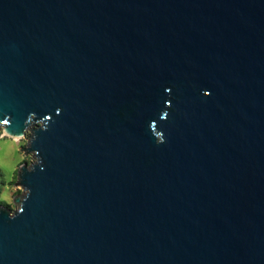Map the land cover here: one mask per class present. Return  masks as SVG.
I'll return each mask as SVG.
<instances>
[{
	"label": "water",
	"instance_id": "95a60500",
	"mask_svg": "<svg viewBox=\"0 0 264 264\" xmlns=\"http://www.w3.org/2000/svg\"><path fill=\"white\" fill-rule=\"evenodd\" d=\"M0 128V264H264V0H0Z\"/></svg>",
	"mask_w": 264,
	"mask_h": 264
},
{
	"label": "rangeland",
	"instance_id": "374dc122",
	"mask_svg": "<svg viewBox=\"0 0 264 264\" xmlns=\"http://www.w3.org/2000/svg\"><path fill=\"white\" fill-rule=\"evenodd\" d=\"M12 138L6 137L0 128V205L6 207H17L13 204L16 196H22L23 190L16 183V173L19 165L23 162L30 164L34 161L31 155H24L17 150ZM27 134L19 139V148L26 146ZM7 197V200L4 199Z\"/></svg>",
	"mask_w": 264,
	"mask_h": 264
},
{
	"label": "clouds",
	"instance_id": "9594fccd",
	"mask_svg": "<svg viewBox=\"0 0 264 264\" xmlns=\"http://www.w3.org/2000/svg\"><path fill=\"white\" fill-rule=\"evenodd\" d=\"M205 95H207V93H205ZM163 141L161 140H156V143H162ZM13 144L17 145V150H19V141L17 140H13ZM35 163H36V160H35ZM31 170V169H30ZM5 200H7V197H4ZM19 206L18 207H5L7 208L8 210V217L11 219V218H15V216L19 213L22 212V207H21V204H18Z\"/></svg>",
	"mask_w": 264,
	"mask_h": 264
},
{
	"label": "trees",
	"instance_id": "16d2710c",
	"mask_svg": "<svg viewBox=\"0 0 264 264\" xmlns=\"http://www.w3.org/2000/svg\"><path fill=\"white\" fill-rule=\"evenodd\" d=\"M0 185H2V182H0Z\"/></svg>",
	"mask_w": 264,
	"mask_h": 264
}]
</instances>
